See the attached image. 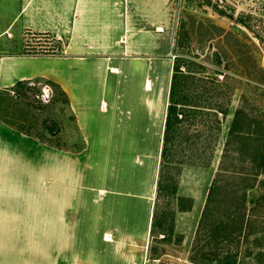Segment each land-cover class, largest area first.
<instances>
[{
  "label": "rangeland",
  "instance_id": "rangeland-1",
  "mask_svg": "<svg viewBox=\"0 0 264 264\" xmlns=\"http://www.w3.org/2000/svg\"><path fill=\"white\" fill-rule=\"evenodd\" d=\"M0 53L160 57L171 64V82L178 66L179 100L191 118L166 158L161 150L151 224L124 241L125 264H264V207L254 214L261 193L247 191L241 210L242 192L232 189L251 167L241 154L260 160L259 141L241 140L254 135L247 124L230 134L241 107L248 119H264V0H0ZM52 82L0 89V121L77 153L83 141L67 95ZM169 104L168 95L166 113ZM222 166L227 189L200 234ZM216 221L224 225L214 233Z\"/></svg>",
  "mask_w": 264,
  "mask_h": 264
},
{
  "label": "crops",
  "instance_id": "crops-1",
  "mask_svg": "<svg viewBox=\"0 0 264 264\" xmlns=\"http://www.w3.org/2000/svg\"><path fill=\"white\" fill-rule=\"evenodd\" d=\"M37 78L66 93L83 142L69 153L0 121V264H125L152 220L171 64L0 53V89Z\"/></svg>",
  "mask_w": 264,
  "mask_h": 264
},
{
  "label": "trees",
  "instance_id": "trees-1",
  "mask_svg": "<svg viewBox=\"0 0 264 264\" xmlns=\"http://www.w3.org/2000/svg\"><path fill=\"white\" fill-rule=\"evenodd\" d=\"M180 75H184L181 70H179V67L176 66L174 68V74L172 77V82L170 86V94H169V99H170V104L167 108V113H166V120H165V126H164V134H163V148H162V158H166L174 144V139L177 137V135H181L183 128V124H187V122L190 120V116L186 114V110L182 107L184 105H187L185 103H182L181 100H179V94H180V85H181V79ZM51 82V81H50ZM25 82H19L16 84V86L23 85ZM53 83V82H52ZM65 93V92H64ZM66 94V93H65ZM68 99V96H67ZM68 104H69V99H68ZM213 110L217 112L219 111V108H212ZM194 111H200L198 109H193ZM193 112V111H191ZM197 112H193V114H196ZM264 118V116H263ZM6 124L10 125L12 128L25 133L29 136H32L29 133L24 132L23 130H20L13 125L5 122ZM242 124H247L249 128H254V135L252 133H248L247 135H242L241 140L244 142H247L248 144H253L251 142H258V151L259 154L257 153V156L260 158L259 161H256V157L254 155H247V154H241L242 157H244L243 162H246L249 167L247 170H243L239 177H238V183L237 186L233 184V192H242L241 195V203L239 204V209L241 210H246L248 208L247 206V191L252 190L257 188L260 193H261V199L258 201L254 202V214L258 211V209L264 207V180L258 181V178L260 176H264V119L258 121L253 119H248V116L245 113V108L241 107L240 109L237 110L234 120L232 122L231 128H230V134L234 135L239 132V129ZM182 125V126H181ZM181 126V127H180ZM256 129V130H255ZM242 133V132H241ZM244 136V137H243ZM254 136V139L252 137ZM37 138V137H35ZM39 139V138H37ZM42 141L41 139H39ZM254 140V141H252ZM43 143H46L42 141ZM246 146V145H245ZM244 146V147H245ZM55 147V146H54ZM58 149H62L60 147H55ZM247 148V147H245ZM259 162V163H258ZM224 177V169L223 166L220 168L210 190H209V197H208V203L206 204L204 214L202 216V220L200 223L199 227V232L205 233V220L207 218L208 213L213 209V203H217L218 206L220 207L219 204V197L225 190L227 189V186L225 187L222 182ZM160 183L158 182V189H159ZM218 207V208H219ZM242 214V213H241ZM246 214V212H245ZM245 214L243 213L242 217L243 219L241 220V224L244 225L245 220L244 216ZM255 217V216H254ZM223 221H216L215 224V230L214 233L219 232L223 229ZM243 225L238 229H236V232L242 231ZM234 232V231H233Z\"/></svg>",
  "mask_w": 264,
  "mask_h": 264
}]
</instances>
